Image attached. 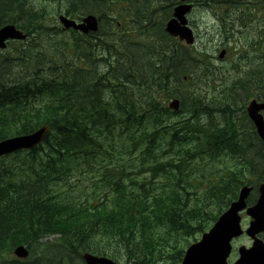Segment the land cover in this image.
Instances as JSON below:
<instances>
[{"label":"trees","instance_id":"16d2710c","mask_svg":"<svg viewBox=\"0 0 264 264\" xmlns=\"http://www.w3.org/2000/svg\"><path fill=\"white\" fill-rule=\"evenodd\" d=\"M33 1L0 0V22L34 35L0 62V140L50 131L0 158V264H21L7 257L21 244L30 264H74L83 252L178 264L182 242L217 220L247 176L264 180V144L245 114V127L227 113L224 128L205 130L195 102L169 108L188 96L175 83L206 64L165 32L178 0H45L72 18L98 15L89 35L51 27Z\"/></svg>","mask_w":264,"mask_h":264},{"label":"rangeland","instance_id":"374dc122","mask_svg":"<svg viewBox=\"0 0 264 264\" xmlns=\"http://www.w3.org/2000/svg\"><path fill=\"white\" fill-rule=\"evenodd\" d=\"M254 1L255 0H248V2ZM256 1L257 7L252 6L250 9L251 13L255 14L257 17L253 20V23L250 24L251 28L243 34L233 31L232 37L229 39L226 38V36H231L229 31L227 34L223 33L219 27L218 16L216 15L221 12L219 7L215 6L213 10L211 8L210 10L202 7L197 8L192 16L196 23L194 28L198 35V41L195 45L198 48L207 46L206 48L211 54V59L208 60V65H210L208 73L210 72V75L209 77H204V73L198 71V73L195 72L192 74V77L189 80L190 82H178L175 83V85L178 86L180 84V90L182 89L183 94L188 95V103L186 106L189 107V109L193 106L190 107L188 104L196 103L195 105L197 106L198 114L196 112L195 116L198 120L199 126L207 127V125L211 123L215 125L221 124L224 122L223 116L228 113L230 117L232 115V118L237 119V122L245 127L246 123H244L242 114H247V112H245V110H247V105L251 100L264 94V88L262 87V84H264V74L260 61L254 58V54L250 49L252 48L253 42H258L260 37L262 39V44L264 45V8H262V6L264 7V3L260 5L259 0ZM33 4L37 7L47 8L51 12L46 23L52 27L60 23L59 19L61 13H65L64 3L59 4L55 1L47 2L45 0H34ZM36 6L35 9H37ZM223 14H225V16L227 15L224 12ZM226 19L227 23L231 25V11ZM231 39L233 40L232 42ZM51 41L53 42V39ZM223 50H226V55L224 58H220V53ZM201 67L202 66H199V68ZM253 74H255L258 79V74H260L263 83L257 84ZM240 80L244 82L240 84ZM261 87L262 90H260ZM202 97L203 104L207 107H201V105L204 106L201 102ZM226 105L231 107L227 110L222 109ZM242 107H244L245 110L242 111ZM231 110H233L232 113ZM184 115L186 114L178 116L176 119L181 120ZM189 116L190 114L188 113L187 117ZM242 160V158L237 159L229 157L228 165L233 166L235 164H242ZM76 175L78 174L76 173ZM244 176L246 175L244 174ZM248 178L250 180H256L252 176H247V179ZM76 181H78V179ZM256 183L260 184L261 180ZM85 184L88 185L89 181H85ZM78 185L81 187V184ZM242 217L243 226L246 228L249 221H251V218L248 217L245 212L242 213ZM188 240L193 243L194 237H190ZM185 241L182 242V245H185ZM233 245L235 252L233 253V256H231V260H235L238 257L237 250L239 246L242 245L249 247L252 245V240L247 235H243L238 237ZM7 257L11 259L14 258V255L10 254L7 255ZM33 257L34 256H32V258ZM118 262L121 263L120 261ZM168 262L169 264L173 263L171 260ZM24 264H30V262ZM74 264H85V262L81 258H75Z\"/></svg>","mask_w":264,"mask_h":264},{"label":"water","instance_id":"95a60500","mask_svg":"<svg viewBox=\"0 0 264 264\" xmlns=\"http://www.w3.org/2000/svg\"><path fill=\"white\" fill-rule=\"evenodd\" d=\"M190 9L191 6L189 5L177 7L174 13L175 18L170 19L167 23V31L173 36H179L181 40H186L187 43L193 42V33L186 26L187 19L185 17L186 12ZM61 21L66 28L73 27L86 33L97 31L99 28L98 19L94 15L84 18L81 23L70 20L65 16L61 17ZM8 37L23 39L26 35L15 30L14 26H8L0 30V47L5 46L4 42ZM178 106L179 101L177 100L171 103L173 108L177 109ZM261 110H264V103H258L253 100L249 106V114L256 123L258 132L264 140V116L260 113ZM48 129V126H45L30 135L0 142V156L15 149L35 146L40 143ZM250 191V188L242 190L238 201L232 204L231 209L220 218L210 233L205 234L201 242L193 245L188 250L183 264H227V257L231 250L230 241L234 236L242 233L239 211L246 208V198ZM260 191L261 196L258 203L248 209V214L255 219L248 230V234L255 239L256 234L264 230V185L261 186ZM240 252L241 258L235 264H264L263 241L256 239L253 248L247 250L242 247ZM15 253L21 258H26L29 255V251L25 246L17 247ZM84 259L87 264H117L109 258L98 257L89 253L84 255Z\"/></svg>","mask_w":264,"mask_h":264},{"label":"flooded vegetation","instance_id":"af4514ba","mask_svg":"<svg viewBox=\"0 0 264 264\" xmlns=\"http://www.w3.org/2000/svg\"><path fill=\"white\" fill-rule=\"evenodd\" d=\"M245 3L248 4L249 3L248 0H240V5H239L238 8H244V4ZM259 3L263 4L264 0H261ZM253 4H254V6H256L257 5V1L255 0ZM233 22L234 21H232V23ZM250 28H251V26H249V27H247L245 29L249 30ZM8 45H11V43L8 42ZM250 49H251V52L254 54V58H256L258 61H260L261 67L264 66V45H252V48H250ZM0 52H2V51H0ZM1 59L2 58H1V55H0V62L2 64H4L6 61L5 60H1ZM260 89L262 90V87Z\"/></svg>","mask_w":264,"mask_h":264},{"label":"bare ground","instance_id":"6f19581e","mask_svg":"<svg viewBox=\"0 0 264 264\" xmlns=\"http://www.w3.org/2000/svg\"><path fill=\"white\" fill-rule=\"evenodd\" d=\"M261 68H262V67H261ZM262 70H263V72H264V69H263V68H262ZM263 74H264V73H263ZM253 75L255 76V74H253ZM260 78H262V77L260 76ZM260 78H259V79H260ZM259 79L256 78V76H255V81H256V83H257V84H262V82H261V83L259 82ZM240 84H242V83H240ZM262 87L264 88V84H262Z\"/></svg>","mask_w":264,"mask_h":264}]
</instances>
